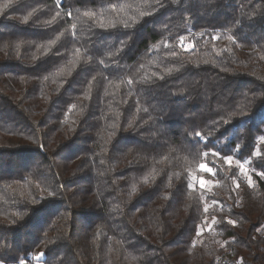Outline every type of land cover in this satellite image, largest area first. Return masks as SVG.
<instances>
[{
    "label": "trees",
    "instance_id": "16d2710c",
    "mask_svg": "<svg viewBox=\"0 0 264 264\" xmlns=\"http://www.w3.org/2000/svg\"><path fill=\"white\" fill-rule=\"evenodd\" d=\"M0 259L264 264V0H0Z\"/></svg>",
    "mask_w": 264,
    "mask_h": 264
},
{
    "label": "rangeland",
    "instance_id": "374dc122",
    "mask_svg": "<svg viewBox=\"0 0 264 264\" xmlns=\"http://www.w3.org/2000/svg\"><path fill=\"white\" fill-rule=\"evenodd\" d=\"M228 162L234 161L237 165H239L240 170L242 171L243 174L246 175V177H249L248 174V166L246 164V162H238L236 160H231V159H227ZM193 181L200 187L206 188L208 186V181L205 180L204 178H193ZM201 181H203V184L201 183ZM201 232V230L199 231V233Z\"/></svg>",
    "mask_w": 264,
    "mask_h": 264
},
{
    "label": "snow or ice",
    "instance_id": "6c2138e0",
    "mask_svg": "<svg viewBox=\"0 0 264 264\" xmlns=\"http://www.w3.org/2000/svg\"><path fill=\"white\" fill-rule=\"evenodd\" d=\"M183 39H184V38L181 37V40H183ZM214 39H215V37H214ZM196 135L199 136L200 133H197ZM201 167H203V165H202ZM201 183L203 184V181H201ZM49 195H51V193H49ZM0 264H5V261H4L3 259H0ZM20 264H24V261L21 260V261H20Z\"/></svg>",
    "mask_w": 264,
    "mask_h": 264
}]
</instances>
